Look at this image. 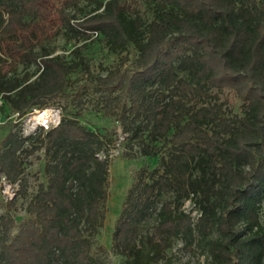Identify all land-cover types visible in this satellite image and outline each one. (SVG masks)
Returning a JSON list of instances; mask_svg holds the SVG:
<instances>
[{
	"label": "trees",
	"instance_id": "obj_1",
	"mask_svg": "<svg viewBox=\"0 0 264 264\" xmlns=\"http://www.w3.org/2000/svg\"><path fill=\"white\" fill-rule=\"evenodd\" d=\"M94 35L132 58L93 73L82 49ZM56 36L72 42L69 59L47 46ZM32 63L34 77L18 73ZM57 96L56 125L24 135L13 122L0 134V177L19 180L0 213V264L95 262L118 136L87 125L89 112L156 159L137 170L111 227L122 264L155 263L175 239L210 264H264V0H0V111L22 116ZM35 152L42 178L28 194ZM18 200L20 218L9 211Z\"/></svg>",
	"mask_w": 264,
	"mask_h": 264
},
{
	"label": "rangeland",
	"instance_id": "obj_2",
	"mask_svg": "<svg viewBox=\"0 0 264 264\" xmlns=\"http://www.w3.org/2000/svg\"><path fill=\"white\" fill-rule=\"evenodd\" d=\"M84 5H86V9L90 7L89 4ZM85 43L86 46L82 49V55L90 71L93 73L104 72L106 68L116 63L121 57L126 56L127 59H131L133 56V52H127L125 50L122 52L110 51L102 36L94 35L92 39L87 40ZM46 44L53 54L58 53L63 55L66 59L71 57L70 49L72 48V42L65 41L61 36L53 37L47 41ZM74 59L77 60L76 57ZM36 68L37 65L35 63L29 66L19 65L18 73L22 75L27 72L31 74V77H34L36 75ZM80 80H82V78L77 81ZM219 94L221 99L227 97L228 103L234 109L238 107L239 101L232 90L225 88ZM63 101L64 98L62 96H57L55 99L51 100L45 108H33L30 112L22 116H17L16 113H12L9 109L0 111V134L13 122H16L15 128H19L24 135L33 132L43 110L46 111L50 118L56 119V121L59 120L60 112L57 105ZM83 119L90 127L106 128L108 130L115 129L117 132L118 138L114 140L108 152L107 215L104 225L94 238L92 251L95 259L93 264H122L123 256L115 252L112 248L110 237L111 227L116 220L124 195L134 181L137 170L141 166H154L156 164V159L141 156L129 150L127 146L124 147L120 142L123 137L120 125L114 119L105 117L101 114H94L93 112L86 113ZM36 153L37 152L28 157V163L22 174V180H25L28 184V194H31L37 182L42 178L40 174L41 160L36 156ZM100 154H102V152ZM18 181L19 180L10 183L3 176L0 177V213L6 207V200L9 199L18 188ZM181 207L185 211H190L193 217L198 214V210L194 208L191 199H186ZM9 211L11 213H16L18 218L24 217L25 215L20 200L17 201V207H12ZM261 214L264 223V205L262 206ZM151 264H210V261L206 252H204L200 246L192 245L191 247H184L180 239H175L170 248L166 250L164 257Z\"/></svg>",
	"mask_w": 264,
	"mask_h": 264
},
{
	"label": "built area",
	"instance_id": "obj_3",
	"mask_svg": "<svg viewBox=\"0 0 264 264\" xmlns=\"http://www.w3.org/2000/svg\"><path fill=\"white\" fill-rule=\"evenodd\" d=\"M43 109V108H42ZM40 119L37 123V125H42L44 128H48L50 126L56 125L58 123L59 120L56 121V119H52L50 118L46 111L43 110V112L40 114ZM36 126V125H35ZM35 128V127H34Z\"/></svg>",
	"mask_w": 264,
	"mask_h": 264
}]
</instances>
